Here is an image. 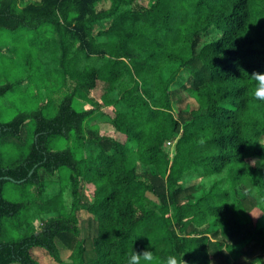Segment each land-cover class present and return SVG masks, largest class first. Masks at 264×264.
I'll use <instances>...</instances> for the list:
<instances>
[{
  "label": "trees",
  "instance_id": "1",
  "mask_svg": "<svg viewBox=\"0 0 264 264\" xmlns=\"http://www.w3.org/2000/svg\"><path fill=\"white\" fill-rule=\"evenodd\" d=\"M44 24L70 94L39 113L21 162L0 158V264H37L34 247L57 264H127L145 248L153 264H264V0H0V28ZM178 76L197 107L174 115ZM28 117L0 122V139ZM55 136L67 147L52 151ZM6 181L30 199L5 200Z\"/></svg>",
  "mask_w": 264,
  "mask_h": 264
},
{
  "label": "rangeland",
  "instance_id": "2",
  "mask_svg": "<svg viewBox=\"0 0 264 264\" xmlns=\"http://www.w3.org/2000/svg\"><path fill=\"white\" fill-rule=\"evenodd\" d=\"M103 27L105 26L94 25L93 33L95 34ZM53 34L51 27L46 24L36 30L24 27L15 30L0 28V86L10 85V88L0 95V122H10L19 114L29 115L20 127L18 136L0 139V158L5 167L17 165L29 153V145L32 142L39 113L44 118L55 116L59 105L70 94L71 81L63 76L62 65L56 58L55 50L58 46ZM183 86H188L186 76H178L170 84L172 94L178 97L171 99L174 115L179 110L197 107L196 102L186 95ZM104 87L103 83H98L94 95L99 96ZM73 107L78 109L75 99ZM101 112L108 117L114 115V112L107 107H103ZM101 121L102 119H98L95 122ZM100 133L103 134V130ZM51 145L52 151H58L66 148L68 143L61 136H55ZM172 146V144H166V149L170 153H172ZM185 181L189 182L190 178L187 177ZM53 188L58 189L57 185ZM82 188V192L90 201V192L87 188ZM29 192L34 193V187H29ZM53 192L57 193L56 190ZM2 196L13 203L26 202L30 199L25 188L11 181L3 183ZM147 196L156 203L157 200L153 195L147 193ZM22 214L21 212L19 215ZM260 214L259 209H253L250 212L252 221L255 222ZM87 216L86 211L78 212L81 221H84ZM42 223V220L35 223L37 229ZM60 252L62 260L67 263L70 250L61 248ZM31 254L37 264H57L49 255L42 252L41 248H32Z\"/></svg>",
  "mask_w": 264,
  "mask_h": 264
},
{
  "label": "clouds",
  "instance_id": "3",
  "mask_svg": "<svg viewBox=\"0 0 264 264\" xmlns=\"http://www.w3.org/2000/svg\"><path fill=\"white\" fill-rule=\"evenodd\" d=\"M252 76L257 81L254 97L259 102L264 103V74L254 73ZM154 258L153 250L145 248L139 252L133 251L128 257L127 264H153ZM180 260L175 255H169L163 260L162 264H180Z\"/></svg>",
  "mask_w": 264,
  "mask_h": 264
},
{
  "label": "water",
  "instance_id": "4",
  "mask_svg": "<svg viewBox=\"0 0 264 264\" xmlns=\"http://www.w3.org/2000/svg\"><path fill=\"white\" fill-rule=\"evenodd\" d=\"M0 134H1V127H0ZM4 179L12 180V178H10V177H4Z\"/></svg>",
  "mask_w": 264,
  "mask_h": 264
}]
</instances>
